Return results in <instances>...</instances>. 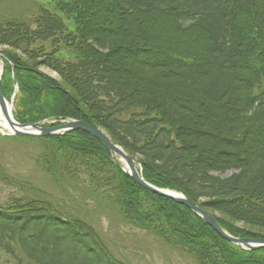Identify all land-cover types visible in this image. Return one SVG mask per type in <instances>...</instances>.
<instances>
[{"label": "trees", "instance_id": "16d2710c", "mask_svg": "<svg viewBox=\"0 0 264 264\" xmlns=\"http://www.w3.org/2000/svg\"><path fill=\"white\" fill-rule=\"evenodd\" d=\"M51 4L31 22L0 23V90L9 100L17 85L14 118L82 120L135 158L148 183L182 193L234 237L264 239V0ZM18 137L40 143L36 165L56 187L104 203L95 206L197 264H264V248L244 250L143 188L89 133ZM88 206L35 187L0 202V264H129L86 219Z\"/></svg>", "mask_w": 264, "mask_h": 264}, {"label": "rangeland", "instance_id": "374dc122", "mask_svg": "<svg viewBox=\"0 0 264 264\" xmlns=\"http://www.w3.org/2000/svg\"><path fill=\"white\" fill-rule=\"evenodd\" d=\"M39 7L52 9L51 0H0V23L8 19L31 22ZM59 14L65 24L73 30V23L67 20L63 14ZM4 48L5 46H0L2 68L0 80L4 70L5 58L2 53ZM39 70L51 77H56L55 72L48 68L40 67ZM16 93L17 85H14V91L10 98L13 97V103ZM13 110L12 105L10 111L12 116ZM68 120L65 119V121ZM99 131L109 139L102 130ZM7 132L2 119H0V167L2 169V174L0 173V202L7 201L11 196L23 194L29 191L30 187L39 188L49 194L57 204L82 207L89 205L90 211L85 215L86 219L96 226L107 248L118 259L129 264H197L194 258L181 249L165 243L143 229L132 226L112 209L105 206L98 209L95 206L105 205L104 203L97 204L91 198L86 197L84 199L87 205H85L83 199L81 200L83 197L80 192L63 185L56 187L51 179L36 165L35 158L42 151L40 143L35 140L20 139L18 136H3V133Z\"/></svg>", "mask_w": 264, "mask_h": 264}, {"label": "water", "instance_id": "95a60500", "mask_svg": "<svg viewBox=\"0 0 264 264\" xmlns=\"http://www.w3.org/2000/svg\"><path fill=\"white\" fill-rule=\"evenodd\" d=\"M13 97L10 102H8L3 96L0 90V108L4 116L5 122L11 128V134L17 136H48L57 133H62L69 130H82L93 137L97 138L109 151L113 152L124 164V170L129 174V176L143 188L155 193L159 196L170 198L175 202L186 206L188 209L193 211L195 214L200 216L208 225H210L223 239L228 242L237 245L245 250H256L259 248H264V239H248L239 238L231 236L225 230H223L218 224L216 218L206 211L201 209L198 205L192 203L188 198H186L181 193L158 188L146 182L141 174V170L137 169L134 165V160L127 156L124 150L118 145L112 143L102 132L94 127L86 124L83 121L69 120L64 121L56 125L51 126H40L37 124H20L15 121L11 114V107L13 105ZM10 105V108L9 106Z\"/></svg>", "mask_w": 264, "mask_h": 264}, {"label": "bare ground", "instance_id": "6f19581e", "mask_svg": "<svg viewBox=\"0 0 264 264\" xmlns=\"http://www.w3.org/2000/svg\"><path fill=\"white\" fill-rule=\"evenodd\" d=\"M52 10V9H51ZM1 70H2V68H1V62H0V74H1ZM56 74V73H55ZM56 77H57V75H56ZM56 77H54V78H56ZM9 106V108H10V105H8ZM0 119H2V122H3V125H4V127L7 129V131H8V133H9V130H11V128H10V126L4 121L5 119H4V116H3V114H2V111H1V108H0ZM70 120V119H69ZM68 120V121H69ZM15 121L16 122H18L16 119H15ZM62 121H65V119L64 120H62ZM58 123H60V122H58ZM89 125V124H88ZM75 130V129H74ZM77 130H79V129H77ZM71 131V130H70ZM63 133H65V132H62V133H57V134H63ZM57 134H54V135H57ZM3 136H5V137H7V135H6V133H3ZM48 136H53V135H48ZM27 137H32V138H35V137H42V136H27ZM110 140V139H109ZM111 141V140H110ZM112 142V141H111ZM125 152V151H124ZM126 153V152H125ZM114 154V153H113ZM127 154V153H126ZM114 156L122 163V161L114 154ZM127 156L128 157H130L128 154H127ZM130 158H132L133 160H134V165H135V167L139 170H141L142 171V168H141V165L139 164V163H137V160L135 159V158H133V157H130ZM123 164V163H122ZM154 186V185H153ZM178 192V191H177ZM178 193H180V192H178ZM182 194V193H181Z\"/></svg>", "mask_w": 264, "mask_h": 264}]
</instances>
